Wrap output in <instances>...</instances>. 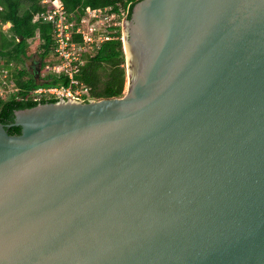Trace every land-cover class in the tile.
I'll list each match as a JSON object with an SVG mask.
<instances>
[{
	"label": "water",
	"instance_id": "1",
	"mask_svg": "<svg viewBox=\"0 0 264 264\" xmlns=\"http://www.w3.org/2000/svg\"><path fill=\"white\" fill-rule=\"evenodd\" d=\"M127 93L0 124V264H264V0H139Z\"/></svg>",
	"mask_w": 264,
	"mask_h": 264
},
{
	"label": "trees",
	"instance_id": "2",
	"mask_svg": "<svg viewBox=\"0 0 264 264\" xmlns=\"http://www.w3.org/2000/svg\"><path fill=\"white\" fill-rule=\"evenodd\" d=\"M61 1L65 11L75 18L82 15L85 7H108L111 12L117 13L120 9L126 10L125 19L128 20L133 6L139 0ZM46 8L41 0H0V66L8 69V80L17 88V91L0 97V124L5 126L9 135H18L21 129L15 125L7 127V124L13 122L14 111L59 100L52 95L35 93L34 89L40 86L68 85L66 77L56 76L49 69L57 61L52 25L41 21L32 22L34 15ZM6 22L11 24L7 32L1 27ZM114 36V39L98 46L92 55L83 56L84 62L76 78L89 87V98L85 101L117 97L123 93L126 68L120 29ZM34 51L39 54V72L46 71L41 83L22 66L23 61Z\"/></svg>",
	"mask_w": 264,
	"mask_h": 264
},
{
	"label": "built area",
	"instance_id": "3",
	"mask_svg": "<svg viewBox=\"0 0 264 264\" xmlns=\"http://www.w3.org/2000/svg\"><path fill=\"white\" fill-rule=\"evenodd\" d=\"M47 8L34 15L32 22L50 23L53 29L54 53L57 61L49 68L56 76L63 75L68 80L67 86L54 85L38 87L35 93L48 94L56 98H73L85 101L89 98V87L76 78L85 54L92 55L103 42L115 38L127 11L111 12L110 8L85 7L82 15L75 18L65 11L61 0H41ZM11 24H2V30H9ZM38 33V30L36 31ZM120 39L122 40L123 38ZM123 41V40H122ZM9 71L0 66V97L11 87L17 88L8 80Z\"/></svg>",
	"mask_w": 264,
	"mask_h": 264
},
{
	"label": "rangeland",
	"instance_id": "4",
	"mask_svg": "<svg viewBox=\"0 0 264 264\" xmlns=\"http://www.w3.org/2000/svg\"><path fill=\"white\" fill-rule=\"evenodd\" d=\"M123 23H124V21L121 23V26H120L121 38H123V35H124ZM7 31L8 30H5V32H7ZM30 44H32L31 41H30ZM124 44L125 43H123V41H122L123 50H124ZM124 56H125V53H124ZM22 66H24L31 75L35 76V79L38 83L42 82V78H44L46 71L39 72V54H38V52L34 51L29 58H26L23 61ZM125 68H126V64H125ZM12 91H13V87H11L6 93H3V96L11 93ZM127 91H128L127 78H125V84H124L123 92L127 93ZM46 95H48V94H46Z\"/></svg>",
	"mask_w": 264,
	"mask_h": 264
}]
</instances>
